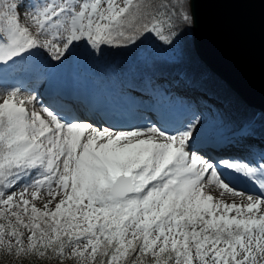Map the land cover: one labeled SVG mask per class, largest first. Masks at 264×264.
<instances>
[{"label":"snow or ice","instance_id":"1","mask_svg":"<svg viewBox=\"0 0 264 264\" xmlns=\"http://www.w3.org/2000/svg\"><path fill=\"white\" fill-rule=\"evenodd\" d=\"M189 7L0 0V73L37 55L103 56L150 34L172 46L194 24ZM34 100L0 93V264H264V156L194 151L196 117L174 133L112 130Z\"/></svg>","mask_w":264,"mask_h":264},{"label":"trees","instance_id":"2","mask_svg":"<svg viewBox=\"0 0 264 264\" xmlns=\"http://www.w3.org/2000/svg\"><path fill=\"white\" fill-rule=\"evenodd\" d=\"M149 2L159 4L160 0ZM165 30L167 32V27ZM176 30L180 36L171 46L173 54L169 59L152 51L145 38L125 48H107L103 56L88 55V64L93 68L91 79L103 92L100 105L108 106L106 101L116 92H133L132 98L140 99V105L146 107L159 97L164 99L174 93L175 97L187 98L206 115L202 132L208 141L241 145L245 150L256 152L255 158L263 156L264 149L253 148L251 141L264 144V114L242 103L198 59L191 27L181 24Z\"/></svg>","mask_w":264,"mask_h":264},{"label":"rangeland","instance_id":"3","mask_svg":"<svg viewBox=\"0 0 264 264\" xmlns=\"http://www.w3.org/2000/svg\"><path fill=\"white\" fill-rule=\"evenodd\" d=\"M145 40L148 42L152 51H154L157 55H160L167 59L172 58L173 51L171 49V46L163 44V42L160 41L159 38L155 37V34L148 35ZM88 61V54L83 50L78 51L75 55L70 57L68 60H65L62 64L55 61H48L42 55L33 56L29 58V60L22 67L18 68L20 69V72L11 74L10 71L7 70L0 73V93L19 90L21 96L35 98L34 106L36 108H40L42 106L50 107L52 109H55L62 116L68 118H70V114L75 116H82V114L79 113L78 107L76 105L71 109H67L66 106L62 108V102L59 99L61 95L58 96L56 90H58V87L59 89H61L66 86L67 88H71L75 91V96L79 94L78 98H82L84 100L86 99L85 101L89 102V104L86 103V106L90 110L85 105H82V108L84 112L91 114L93 113L96 118H98L99 121L95 125L108 126L112 130L135 131L138 129L142 130L148 126H158L162 129L169 128L168 131H171L170 133H172L175 132L177 128L182 126L181 125L174 129L173 127H171V125H173L172 122L178 119H182L183 117L188 115V117L190 118H183L182 120H186L187 122L193 117H196L199 120L198 131L196 132V139L194 143L195 148H193V150L198 151L196 147H210L213 144L212 141L207 140V135L202 132V130H204V128L206 127V115L203 114L202 110L197 105L192 106L187 98L175 97L174 93L164 99L158 96L159 100H157L149 107L143 106L145 111H140L137 109V107L140 106L141 101L140 99L134 100L132 98L133 92H116L115 94L110 95L109 100L106 101V103H108L109 105L103 108L100 105V98H102L103 92L100 88H98L99 86H97L91 79L90 74L92 73L93 68L89 66ZM42 64H45L46 67H41ZM33 73L36 75L38 74V82L35 81L36 79L34 80V78H29ZM44 81L52 83L53 86L57 85V87L54 86L52 88H42L40 84ZM38 83L40 84L38 85ZM74 84H80L79 86L82 87H76ZM47 92L50 96V99H45ZM75 96L71 95V100H73L75 103H80L81 100H75ZM132 100L133 102H131ZM29 107H33V105H29ZM108 107L113 109L108 111ZM114 108H116L117 111L114 110ZM147 111L149 112L147 113ZM141 112H144L145 114L142 115ZM146 114H148V116H146ZM131 116H136L138 122L136 123V120H130ZM251 142L253 143V148L257 150L264 149V144H261L259 141ZM231 144L232 143H229L227 145ZM236 146L239 148H243L241 145ZM246 151L249 152L250 150ZM249 153L250 156L248 155L246 158L236 156L226 158H237L260 162L261 156L255 158L254 153L256 152L250 151ZM214 161L219 160L214 159ZM237 180L243 185V187H241L242 190H250V185L240 181L239 177H237Z\"/></svg>","mask_w":264,"mask_h":264},{"label":"water","instance_id":"4","mask_svg":"<svg viewBox=\"0 0 264 264\" xmlns=\"http://www.w3.org/2000/svg\"><path fill=\"white\" fill-rule=\"evenodd\" d=\"M198 59L264 114V0H189Z\"/></svg>","mask_w":264,"mask_h":264},{"label":"bare ground","instance_id":"5","mask_svg":"<svg viewBox=\"0 0 264 264\" xmlns=\"http://www.w3.org/2000/svg\"><path fill=\"white\" fill-rule=\"evenodd\" d=\"M41 67H43V68H45L46 67V65L45 64H42L41 65ZM9 71H10V73L11 74H14V73H16V72H20V69H18V68H15V69H9ZM40 75V74H39ZM29 78H34V80L35 81H39V76H38V74L36 75V74H31V76L29 77ZM50 81V80H49ZM51 82V81H50ZM40 83H38V85H39ZM51 84V85H50ZM40 86H42V88H44V87H47V88H52V87H57V85H52V83H49L48 81H44L43 83H41L40 84ZM50 86V87H49ZM3 91V90H2ZM82 91V90H81ZM60 92H61V94H60ZM56 93H57V95L58 96H60L61 95V97L59 98L60 99V101L62 102V108L64 107V106H66V108L67 109H71V108H74L75 107V105L78 107V110H79V113H81L82 114V116L81 115H78L81 119H84V120H86V121H91L93 124H97V122L99 121L98 120V118H96V116L92 113H86V112H84V110H83V106L85 105L86 106V103H88V102H86L84 99H82V98H78V95H76L75 96V91L73 90V89H71V88H67L66 86H64L63 88H61V89H59V87H58V90H56ZM59 93V94H58ZM64 95V96H63ZM75 96V100H77V101H80V103H83V104H80L79 102H77V103H75L73 100H71V97L70 96ZM88 96V95H87ZM62 100H64V101H62ZM64 103H65V105H64ZM75 103V104H74ZM83 105V106H82ZM87 107V106H86ZM88 108V107H87ZM89 109V108H88ZM136 109V108H135ZM137 109L138 110H140V111H145L144 110V107H142V106H139V107H137ZM136 109V110H137ZM154 109V108H153ZM90 110V109H89ZM110 110H112L111 108H109L108 109V111H110ZM149 111H147V113H148ZM261 112V111H260ZM142 113V115L143 114H145L144 112H141ZM262 113V112H261ZM263 114V113H262ZM146 116H148V114H146ZM183 118H185V119H188V118H190V117H188V115L187 116H185V117H183ZM182 118V119H183ZM182 119H178V120H175V121H173L172 122V124L173 125H171V127H173L174 129L175 128H177V127H179V126H181V125H184L185 124V122H186V120L185 121H183ZM130 120H133V121H135L136 120V123L138 122V119H136V116H131L130 117ZM135 123V124H136ZM137 125V124H136ZM166 132H169L168 131V129L169 128H163ZM174 131V130H173ZM171 132V131H170ZM172 133H174V132H172ZM212 142H213V144L210 146V145H208V146H210V147H207V146H205V147H196L197 149H198V151H200L201 153H203V154H205L206 155V157H210L213 161H214V159L215 160H220L221 158H226V157H233V156H236V157H242V158H246L250 153V151L249 152H247L245 149H243V148H239V147H237V146H235V145H227V144H225V143H221L220 142V140L218 141V140H212ZM212 142H210V143H212ZM215 144V145H214ZM223 145V146H222ZM193 148H195V145H193ZM250 156V155H249ZM221 171H224L223 169H221ZM227 175V174H226ZM229 179H232V177H229ZM233 183H235V185H236V187L237 188H239V189H241V187H243V185L237 180V177L235 178V179H233V181H232ZM252 189L250 188V190L249 191H251Z\"/></svg>","mask_w":264,"mask_h":264}]
</instances>
